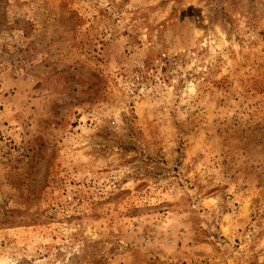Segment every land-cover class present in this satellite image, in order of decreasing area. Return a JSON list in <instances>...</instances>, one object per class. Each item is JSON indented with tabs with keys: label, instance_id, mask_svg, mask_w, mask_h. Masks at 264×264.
Segmentation results:
<instances>
[{
	"label": "rangeland",
	"instance_id": "rangeland-1",
	"mask_svg": "<svg viewBox=\"0 0 264 264\" xmlns=\"http://www.w3.org/2000/svg\"><path fill=\"white\" fill-rule=\"evenodd\" d=\"M0 264H264V0H0Z\"/></svg>",
	"mask_w": 264,
	"mask_h": 264
}]
</instances>
